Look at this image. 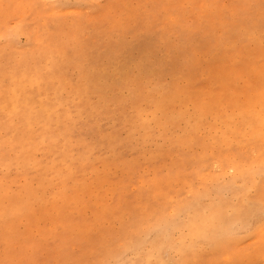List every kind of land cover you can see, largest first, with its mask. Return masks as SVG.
Returning <instances> with one entry per match:
<instances>
[{
  "label": "rangeland",
  "instance_id": "1",
  "mask_svg": "<svg viewBox=\"0 0 264 264\" xmlns=\"http://www.w3.org/2000/svg\"><path fill=\"white\" fill-rule=\"evenodd\" d=\"M0 264H264V0H0Z\"/></svg>",
  "mask_w": 264,
  "mask_h": 264
},
{
  "label": "bare ground",
  "instance_id": "2",
  "mask_svg": "<svg viewBox=\"0 0 264 264\" xmlns=\"http://www.w3.org/2000/svg\"><path fill=\"white\" fill-rule=\"evenodd\" d=\"M50 1H51V0H50ZM52 3H54V2H52ZM54 7H56V5H55ZM51 9H52V8H51ZM22 13H23V12H22ZM26 13H27V12H26ZM16 32H18V31H16ZM30 59H31V58H30ZM3 72H4V71H3ZM43 92H44V91H43ZM92 95H93V94H92ZM56 98H57V97H56ZM88 104H89V102H88ZM103 106H104V105H103ZM134 110H136V109H134ZM120 111H121V110H120ZM122 111H123V110H122ZM120 113H121V112H120ZM96 114H97V113H96ZM108 114H109V113H108ZM128 115H129V114H128ZM133 116H134V115H133ZM88 117H89V116H88ZM97 117H98V116H97ZM131 119H132V118H131ZM160 122H165V121H162V120H161ZM122 123H123V122H122ZM128 123H129V122H128ZM138 123H139V122H138ZM124 124H126V123H124ZM130 124H131V123H130ZM121 126H122V125H121ZM132 126H134V124H133ZM161 126H162V125H161ZM127 127H128V126H127ZM130 127H131V126H130ZM130 127H129V128H130ZM164 127H165V126H164ZM116 128H117V127H116ZM121 129H122V128H121ZM136 129H137V128H136ZM130 130H131V129H130ZM131 131H132V130H131ZM138 131H139V130H138ZM104 132H105V131H104ZM98 135H99V133H98ZM98 137H100V136H98ZM99 139H100V138H99ZM41 141H42V140H41ZM47 141H48V140H47ZM31 142H32V141H31ZM39 142H40V141H39ZM39 142H38V143H39ZM44 144H45V143H44ZM26 145H27V144H26ZM26 145H25V146H26ZM42 145H43V144H42ZM46 145H48V144H46ZM201 145H202V144H201ZM43 146H45V145H43ZM32 147H33V146H32ZM53 149H54V148H53ZM43 150H45V149H43ZM49 152H50V151H49ZM66 152H67V151H66ZM64 154H65V153H64ZM64 154H63V155H64ZM81 154H82V153H81ZM70 155H71V154H69V156H70ZM72 155H73V154H72ZM75 155H77V154H75ZM32 157H33V156H32ZM79 157H80V156H79ZM255 157H256V156H255ZM35 158H36V157H35ZM42 158H44V157H42ZM262 158H263V157H262ZM23 160H24V159H23ZM29 160H30V159H29ZM46 160H47V159H46ZM58 160H59V159H58ZM262 160H263V159H262ZM25 161H26V160H25ZM36 161H37V160H36ZM36 161H34V162L36 163ZM46 162H47V161H46ZM59 162H60V161H59ZM62 162H64V161H62ZM62 162H61V163H62ZM71 162H72V161H71ZM28 163H29V162H28ZM35 163H34V164H35ZM261 163H262V162H261ZM261 163H260V164H261ZM30 164H31V163H30ZM43 164H44V162H43ZM43 164H42V166H43ZM229 164H230V163H229ZM248 164H249V163H248ZM260 164H259V166L257 165L259 168H261V167H260ZM18 165H19V163L17 164V166H18ZM45 165H46V163H45ZM71 165H73V164H71ZM255 165H256V164H255ZM56 166H57V165H56ZM73 166H74V165H73ZM234 166H235V164H234ZM249 166H250V165H249ZM23 167H24V166H23ZM43 167H44V166H43ZM48 167H49V166H48ZM50 167H52V166L50 165ZM58 167H59V166H58ZM79 167H80V166H79ZM38 168H39V167H38ZM38 168H37V169H38ZM55 168H56V167H55ZM75 168H76V167H75ZM33 169H35V168H33ZM44 169H45V168H44ZM50 169H51V168H50ZM78 169H79V168H78ZM80 169H81V168H80ZM243 169H244V168H243ZM247 169H248V168H247ZM35 170H36V169H35ZM231 170H232V169H231ZM254 170H255V169H254ZM227 171H228V170H227ZM240 171H241V169H240ZM234 172H235V171H234ZM244 172H245V171H244ZM220 173H221V172H220ZM245 173H246V172H245ZM250 173H252V171H250ZM35 174H36V173H35ZM42 174H43V173H42ZM255 174H256V173H255ZM213 175H214V174H213ZM213 175H212V176H213ZM243 175H244V174H243ZM251 175H252V174H251ZM261 175H262V174H261ZM30 176H31V175H30ZM199 176H200V175H199ZM226 176H227V175H226ZM246 176H247V175H246ZM252 176H253V175H252ZM221 177H222V176H221ZM209 178H210V177H209ZM212 178H213V177H212ZM217 178H218V177H217ZM241 178H242V177H241ZM37 180H38V178H37ZM211 180H212V179H211ZM213 180H214V179H213ZM241 180H242V179H241ZM244 180H245V179H244ZM252 180H255V179L252 178ZM40 181H41V180H40ZM218 181H219V180H218ZM258 181H259V180H258ZM214 182H215V181H214ZM245 182H246V181H245ZM252 182H253V181H252ZM255 182H256V181H255ZM261 182H262V179H261ZM261 182H260V183H261ZM230 183H231V182H230ZM232 183H233V182H232ZM249 183H250V182H249ZM204 184H205V183H204ZM211 184H212V183H211ZM228 184H229V183H228ZM247 184H248V183H247ZM251 184H252V183H251ZM256 184H257V183H256ZM256 184H254V185H256ZM213 185H214V184H213ZM213 185H212V186H213ZM244 185H246V184H244ZM206 186H207V185H206ZM235 186H236V185H235ZM237 186H238V185H237ZM257 186H258V185H257ZM247 187H249V185H248ZM247 187H246V188H247ZM252 187H254V186H252ZM203 188H204V187H203ZM207 188H208V187H207ZM224 188H225V187H224ZM246 188H245V189H246ZM256 188H257V187H256ZM225 189H226V188H225ZM220 190H221V188H220ZM254 190H255V189H254ZM206 191H207V190H206ZM246 191H247V190H246ZM195 194H196V193H195ZM195 194H194V195H195ZM197 194H198V193H197ZM203 194H204V193H203ZM236 194H237V193H236ZM245 194H246V193H245ZM187 195H188V194H187ZM189 195H190V194H189ZM242 195H243V193H242ZM239 197H242V196L239 195ZM245 200H246V199H245ZM241 201H242V200H241ZM240 204H241V202H240ZM243 204H244V203H243ZM246 204H248V203H246ZM251 205H252V203H251ZM210 206H211V205H210ZM237 207H238V206H237ZM240 207H241V206H240ZM236 209H237V208H236ZM251 209H252V208H251ZM239 210H240V209H239ZM252 210H253V209H252ZM250 211H251V210H250ZM251 212H252V211H251ZM253 213H254V212H253ZM224 214H225V213H224ZM221 215H222V214H221ZM213 216H215V215H213ZM245 216H246V215H245ZM216 218H217V217H216ZM242 219H243V218H242ZM212 220H213V219H212ZM206 221H207V220H206ZM208 221H209V220H208ZM201 222H202V221H201ZM212 222H213V221H212ZM214 222L217 223L216 221H214ZM214 222H213V223H214ZM243 222H244V221H243ZM203 223H204V222H203ZM215 223H214V225H215ZM218 223H219V222H218ZM199 224H201V223H199ZM219 224H220V225H223V223H222V224L219 223ZM202 225H203V224H202ZM202 225H201V226H202ZM204 226H206V225H204ZM210 226H213V225H210ZM223 226H224V225H223ZM225 226H226V224H225ZM229 226H230V225H229ZM199 227H200V225H199ZM199 227H198V228H199ZM220 227H221V226H219V229H220ZM198 228H197V229H198ZM195 229H196V228H195ZM195 229H194V230H195ZM209 229L212 230V228H209ZM221 230H222V227H221ZM192 231H193V230H192ZM196 231H197V230H196ZM196 231H195V232H196ZM206 231H207V229H206ZM208 231H209V230H208ZM197 232H198V231H197ZM203 232H204V231H203ZM211 232H212V231H211ZM207 233H209V232H207ZM217 233H218V232H217ZM222 233H223V232H222ZM191 234H192V233H191ZM195 234H196V233H195ZM198 234H199V233H198ZM198 234H197L196 236H198ZM212 234H214V233H212ZM215 234H216V233H215ZM201 235H202V234H201ZM205 235H206V234L204 233V234L202 235V237H205ZM208 235H209V234H208ZM210 235H211V234H210ZM210 235H209V236H210ZM192 236H193V235H192ZM215 236H216V235H215ZM218 236H219V235H218ZM220 236H221V235H220ZM210 237H211V236H210ZM216 237H217V236H216ZM190 238H191V237H190ZM193 238H195V240L197 239L196 237H193ZM198 238L200 239L201 237L198 236ZM217 238H218V237H217ZM219 238H220V237H219ZM204 239H205V238H204ZM210 239H211V238H210ZM201 240H202V239H201ZM211 240H212V239H211ZM215 240H216V239H215ZM190 241H191V240H190ZM192 241H194V240H192ZM217 241H218V240H217ZM208 242H209V241H208ZM198 243H199V242H198ZM198 243H197V244H198ZM216 243H217V242H216ZM218 243H219V242H218ZM205 244H206V243H205ZM207 244H208V243H207ZM213 244H214V243H213ZM157 245H158V244H157ZM216 245H217V244H216ZM218 245H219V244H218ZM216 247H217V246H216ZM216 247H215V248H216Z\"/></svg>",
  "mask_w": 264,
  "mask_h": 264
}]
</instances>
